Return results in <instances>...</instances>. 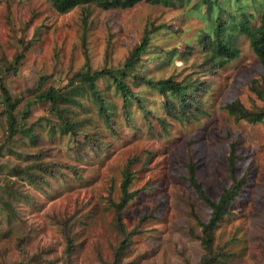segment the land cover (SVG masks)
Masks as SVG:
<instances>
[{
  "label": "rangeland",
  "instance_id": "374dc122",
  "mask_svg": "<svg viewBox=\"0 0 264 264\" xmlns=\"http://www.w3.org/2000/svg\"><path fill=\"white\" fill-rule=\"evenodd\" d=\"M176 1L59 13L51 0H0V86L17 101L18 129L11 135L0 90V264H199L200 222L212 210L188 183L190 162L209 201L237 186L209 228L212 249L228 253L216 264H264V66L238 28L259 24L264 0ZM217 17L239 51L220 67L206 42ZM145 36L144 52L124 70ZM94 70L107 72L95 87L108 119L77 76ZM124 72L181 85L187 119L168 111L175 96ZM115 77L134 100L123 102ZM49 87L65 98L36 100ZM127 165L135 194L119 210Z\"/></svg>",
  "mask_w": 264,
  "mask_h": 264
},
{
  "label": "trees",
  "instance_id": "16d2710c",
  "mask_svg": "<svg viewBox=\"0 0 264 264\" xmlns=\"http://www.w3.org/2000/svg\"><path fill=\"white\" fill-rule=\"evenodd\" d=\"M146 1L150 4H159L162 6H173L176 0H51L52 7L59 13H67L71 10H73L76 7L80 6H86L93 4L97 6L100 9L103 10H114L117 8L126 9L133 7L135 4ZM218 0H203L200 4H212L213 7L216 8V3ZM215 23L213 25V31L211 34H209L206 37V42L209 44V53H208V59L211 65H215L216 67L223 66L234 59H236L239 55L238 49L227 39V28L225 27L226 24L219 18H215ZM235 26L233 29L235 30ZM240 30V33L246 35L249 38V44L252 48L253 52L255 53L256 57L258 58L259 62L262 66H264V10L261 15V18L259 20V24L253 28H250L248 24H241V26L238 27ZM147 36H145L142 40V43L135 48L133 51L132 56L127 60L124 70H129L133 68L134 64L136 63V60L138 57L144 52L146 46H147ZM107 72L105 70H94V71H88L85 73H78L77 76L81 78L82 81H84L90 88V92L94 94V99L96 101V106L102 116L106 119L109 118V110L108 107L110 106L107 104V102L103 99V97L99 94V92L96 90L95 82L100 79L101 77L105 76ZM123 78L131 77L133 82L136 80H141L144 82L148 87L151 89H156L159 91L160 95H162L164 98L168 99L172 96H175L176 99L179 100L178 103L170 102L167 106H169L167 109L171 113V110H177V113L175 115H172V118L177 121L186 120V108L184 107V101H185V95L182 92L181 85L174 84L172 79H159V80H151V79H145L143 77H137V76H130V73L124 72L121 75ZM44 78H41V82H43ZM115 87L117 91L121 93V96L123 98V102L125 104L129 103L133 99V92L131 91L130 87L126 85L125 82H122L117 77L114 78ZM190 86H188L189 88ZM0 90L2 92V100L4 103V106L6 110H8L10 115V133L11 135H14L18 132L17 127H15L16 120L14 116L12 115V112L15 111L17 106V101H14L12 97L10 96L8 90L5 88V86L1 85ZM63 98H65L64 93H62L59 89H56L54 87H49L47 90L42 91L36 96V100L40 102H50L51 105L57 104L58 101H61ZM138 105L143 109L141 106V102L137 101ZM233 108H236L232 106ZM235 112V111H234ZM147 112L145 111V114ZM252 119L261 120L262 113H252ZM183 115V116H182ZM65 132L70 133L71 135L77 134V129L74 128V126L71 123H65L64 125ZM31 130L25 131V135L29 136V132ZM230 164H233V157L231 156L229 158ZM131 162H129L130 164ZM129 165L126 166L125 169V182H123L122 188H121V198L119 200V203L117 207L122 208L125 206L133 197L134 192L130 193L128 191V174L131 172L129 169ZM52 169V166L49 168L46 167L44 170H50ZM188 171V183L194 189V191L197 193L198 197L201 198L205 203L208 204V206L212 210V215L208 223H201L200 226L202 228V232L204 233L205 237L202 236V246L204 247V251L206 253L202 256L201 260L199 261V264H216L221 257L226 256L228 253L226 251L224 252H218L221 251V249H212V244L210 239L211 233H210V227L213 226L216 221L219 219H222V217L225 214V210L228 209V205L231 202L233 196H234V190L237 188V186H233L230 189H227L222 194L221 198L218 202H211L204 194V191L202 189V184L198 182L194 170L193 163L190 162V164L187 166ZM120 217H117L119 219ZM123 229V228H122ZM65 238V251L64 256L66 259H70L72 255V249H73V240L68 236L64 235ZM129 237L126 236L124 239L120 242L119 248L116 251V256H118L121 252V247L128 244Z\"/></svg>",
  "mask_w": 264,
  "mask_h": 264
}]
</instances>
